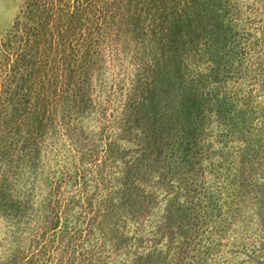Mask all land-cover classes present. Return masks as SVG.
<instances>
[{
    "label": "rangeland",
    "instance_id": "rangeland-1",
    "mask_svg": "<svg viewBox=\"0 0 264 264\" xmlns=\"http://www.w3.org/2000/svg\"><path fill=\"white\" fill-rule=\"evenodd\" d=\"M225 1L245 145L212 113L185 141L176 102L149 129L123 1L0 0V264H264V0Z\"/></svg>",
    "mask_w": 264,
    "mask_h": 264
},
{
    "label": "trees",
    "instance_id": "trees-1",
    "mask_svg": "<svg viewBox=\"0 0 264 264\" xmlns=\"http://www.w3.org/2000/svg\"><path fill=\"white\" fill-rule=\"evenodd\" d=\"M121 1L128 26L138 40H147L142 45L144 51L150 48L149 78L138 91L139 109L151 113L149 129L160 133L169 114L176 111L170 108L176 102L179 128L185 141L190 132L197 138L203 120L212 113L220 121L222 134L238 136L245 145L244 140L254 134L258 115L252 108L254 101L250 93L243 96L239 89L229 91V83L240 66L241 47L228 3L225 0ZM75 22L72 18L71 27ZM191 61L195 65L192 70ZM148 138L156 141L150 134Z\"/></svg>",
    "mask_w": 264,
    "mask_h": 264
}]
</instances>
